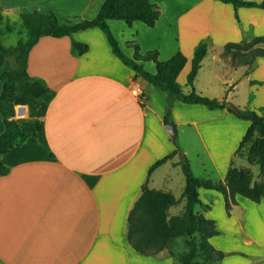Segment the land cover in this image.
<instances>
[{"label": "crops", "instance_id": "crops-1", "mask_svg": "<svg viewBox=\"0 0 264 264\" xmlns=\"http://www.w3.org/2000/svg\"><path fill=\"white\" fill-rule=\"evenodd\" d=\"M104 1L0 0V12L14 30L22 12L52 11L61 22L75 23L95 18ZM151 2L160 8L152 27L108 20L128 57L135 53L130 42L139 45L141 54L158 50L161 61L181 51L187 62L177 80L189 92L195 49L206 40L208 54L195 90L241 108L264 106V56L248 67L234 66L223 55L227 43L240 42L250 32L264 36L263 9L239 7L237 18L233 4L221 0ZM73 39L87 43L89 50L78 54ZM11 62L5 61L0 74ZM138 63L155 73L153 61ZM28 72L55 95L49 102L31 96L15 101V119L28 126L41 124L42 130L1 157L10 171L0 174V264L180 263L168 249L141 254L127 239L128 216L145 182L181 198L185 177L176 164L178 155L149 174L157 160L175 149V141L196 176L224 180L233 162L250 168L254 182L262 179L245 150L235 154L249 121L225 108L176 101L172 119L178 134L173 139L164 123L166 94L118 57L99 27L73 36L41 37L29 53ZM135 86L143 90L142 100L133 94ZM2 89L0 79V95ZM4 130L0 112V134ZM199 197L209 208L195 210L215 220L218 234L210 242L226 254L221 264H264V199L255 202L237 194L228 214L218 190L200 187ZM184 205L180 200L170 207L169 216L180 215Z\"/></svg>", "mask_w": 264, "mask_h": 264}, {"label": "trees", "instance_id": "trees-1", "mask_svg": "<svg viewBox=\"0 0 264 264\" xmlns=\"http://www.w3.org/2000/svg\"><path fill=\"white\" fill-rule=\"evenodd\" d=\"M221 1L233 4L237 18H239V7H256L264 10V0ZM159 16L160 8L151 0H105L95 18L75 23L61 22L52 11L22 12L20 19L23 28L27 31V37L21 38L16 45L5 46L1 35L13 31V26L0 12V67L8 59L12 61L10 68L0 74V79L3 81L0 112L5 122V130L0 134V174L4 175L10 171V168L2 162L1 157L30 138H36L42 130L41 124L28 126L15 119V101L22 96H31L39 101L49 102L55 95V92L43 80L32 77L28 72V56L32 47L43 36H73L77 31L99 27L106 34L113 52L138 76L143 77L166 94L165 124L173 123L172 107L176 101L203 104L209 109L225 108L238 118L250 122L235 154L242 153V150L246 151L249 164L258 166L261 181L254 182V174L250 168H239L234 166L233 162L224 180L215 181L196 176L189 158L175 141V149L157 160L150 167L149 174L178 155L179 160L176 164L181 167L185 177L181 198L178 199L171 192L151 189L145 182L142 194L128 216L127 239L137 252L155 255L167 249L175 239L183 237L188 250L176 255L181 264H211L221 261L226 254L216 249L210 242V238L218 234L215 220L195 210L196 206L209 208L201 202L199 188L215 189L221 192L225 198L228 214L232 206L237 204L235 199L237 194L255 202L264 199V106L257 110L249 107L241 108L229 104L226 100L202 95L195 90V78L203 59L208 54L209 47L206 40L201 41L195 49L192 67L187 77L192 89L185 92L177 80L187 62L186 56L181 51L176 52L168 60L161 61L158 58V50L141 54L139 45L130 42L135 53L133 57H128L121 50L108 25L109 19H120L128 25L134 21H142L152 27ZM3 24H6L5 28H2ZM72 46L78 54H84L89 50L87 43L74 39ZM223 55L230 57L234 66L251 67L257 57L264 56V36H255L250 41L244 39L240 42H229L224 46ZM138 61H153L156 68L155 73L147 71ZM180 200L185 201L182 214L170 217L169 208L177 205ZM198 255L202 256L201 260H197Z\"/></svg>", "mask_w": 264, "mask_h": 264}, {"label": "rangeland", "instance_id": "rangeland-1", "mask_svg": "<svg viewBox=\"0 0 264 264\" xmlns=\"http://www.w3.org/2000/svg\"><path fill=\"white\" fill-rule=\"evenodd\" d=\"M5 36H3V41H4V45L5 46H13L16 45L17 42L21 39V38H26L27 37V31L22 27V24L20 23V25H17V28L14 29L12 32H5ZM2 36V35H1ZM254 38V35L250 32V34L247 36V40H252ZM253 171L256 173H258V166H252ZM183 212V209L181 210ZM182 212H179L180 215L182 214ZM199 240V239H198ZM168 251L173 255L175 253L180 254L183 252H186L188 250V247L185 244V238L181 237L176 239L175 241H173L169 247L167 248ZM176 255V254H175ZM178 259V258H177ZM202 256L198 255L197 260H201ZM180 264V263H178ZM211 264H221V261H217V262H213Z\"/></svg>", "mask_w": 264, "mask_h": 264}, {"label": "water", "instance_id": "water-1", "mask_svg": "<svg viewBox=\"0 0 264 264\" xmlns=\"http://www.w3.org/2000/svg\"><path fill=\"white\" fill-rule=\"evenodd\" d=\"M165 128L167 129L171 137L175 139L178 134L177 125L175 123L165 124Z\"/></svg>", "mask_w": 264, "mask_h": 264}, {"label": "built area", "instance_id": "built-area-1", "mask_svg": "<svg viewBox=\"0 0 264 264\" xmlns=\"http://www.w3.org/2000/svg\"><path fill=\"white\" fill-rule=\"evenodd\" d=\"M132 92L135 96H137L141 100L143 99V90L139 86L133 87Z\"/></svg>", "mask_w": 264, "mask_h": 264}]
</instances>
